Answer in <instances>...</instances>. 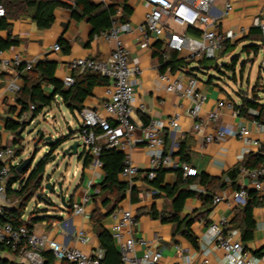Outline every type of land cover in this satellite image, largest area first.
<instances>
[{
    "label": "crops",
    "instance_id": "obj_1",
    "mask_svg": "<svg viewBox=\"0 0 264 264\" xmlns=\"http://www.w3.org/2000/svg\"><path fill=\"white\" fill-rule=\"evenodd\" d=\"M75 2L76 0H59L57 2L58 6L53 12V23L48 29H39L30 17L9 20L8 24L10 26L8 30H0V50L8 58L18 55L24 62L33 63V67L43 62L55 64L54 78L60 83L67 76L72 75L74 77L79 75L69 69L72 61L84 58L107 59L114 48L113 42L104 41L97 38L98 34H93L89 18L87 16L78 18L82 13L76 7ZM88 2L92 6L103 5L104 7H110L119 3L120 0H88ZM126 3L132 10L128 23L132 30L130 33L123 34L121 39L129 53L130 66L141 70V74L133 75L130 80L134 91V111L131 115V120L137 128L136 137H141V129L149 122H162L164 129L163 150L167 154H171L174 164L177 167L181 164L177 153L179 144L184 142L188 151L189 164L196 168L199 174H204L216 180L213 184L214 187L213 185L211 186V202L204 204V201L199 198V195L204 196L206 194V190L199 184V180L196 179L188 185L179 186V191L188 190L195 194L185 199L179 214V222L164 223L159 218H153L150 215L151 212L157 214L172 212L173 199L168 198L165 189L172 188L176 184L177 173L175 169L161 170L163 175L158 184L148 180L146 177L149 167L148 151L143 144H139L130 153L131 159L138 168L139 173L130 182L122 179L120 174L118 175V180L127 185V190L123 201L117 205L113 213L110 214L114 208L113 199L110 198L108 193H101L98 189V186L105 179L103 169L93 167L90 164L84 167L85 157L80 154L78 157V160L81 161L80 167H75L72 174L73 178H79L72 190L67 191L68 188L60 179H51L56 182L55 191H57V184H61L65 202H67L69 208L66 209L61 205L56 194L54 197L57 202L46 199L38 201L39 199L34 196L27 204L23 216H28L27 221L33 218L38 219L33 224L32 231L39 236H44L66 247H76L89 256L97 255L100 252L104 256V251L101 249L98 238V228L92 220L93 214L97 211V214H101L104 217L100 220L99 227L110 235L115 250L119 254L118 245L112 238V227L116 222V212L127 210L135 220V226L131 230V237L135 241L142 240L148 243L147 246L136 244L133 254L136 257H141L147 251H160L161 259L158 264H203L204 258L200 255L203 250L209 251L207 256L208 264H218L223 254L220 250L215 249L213 245L206 243L207 233L208 226L211 223L224 219L226 225L223 234L236 232L233 239L241 242L242 247L255 264H260L258 258L264 250V194L257 193L261 199V205L252 211L255 230L251 240L247 243H243L241 240V230L239 228L241 216L238 214L245 203L241 204L228 199V201L213 204V199L219 196L230 197L234 191L241 187L247 189L248 193L251 191L255 192L248 179L241 176L240 173L234 182L229 181L227 174L240 167L248 156H264V125L258 122L259 125H255L253 120L239 114L238 116L234 115L233 112L236 111L235 105L240 103V98L235 95L237 93L232 90L231 92L234 94L232 96L227 90V86L220 83L222 80L215 79L214 82L211 80H199L196 76L197 73L200 74V72L205 71L192 70L191 67H194L197 63L192 64L188 69L185 67L177 68L172 71L170 76L171 80L177 83L176 87L179 90L186 87L189 78L196 79L197 89L203 95L204 100L198 116H190L188 111L192 107L191 101L177 92H166L165 85L159 81V75L166 70L161 71L158 59L153 57L154 47H160L157 39L150 37L148 38L147 47L142 48L140 46L143 40L136 28L144 23L146 15L151 9L150 5L144 0H126ZM226 4L230 5V10L227 13L225 12ZM214 9L220 15L217 31L222 34L232 31L236 34V38L229 42L232 45L238 44L234 52L238 48L239 50L242 49L245 45L260 43L261 40L255 36H252L248 41L244 40L249 32L255 28L253 26L255 18L264 22V0H216ZM116 14L121 17L122 10L119 8ZM242 29L243 34H240ZM55 45H59V52L52 50ZM172 52L166 50L163 56L165 55L167 58L163 59L162 56V60L167 61L169 58L168 54ZM220 55L216 60L225 58L224 56L229 54L223 57H220ZM177 57L183 60V64H189V62L185 61V55L177 53ZM8 84H13L16 87L17 91L15 94L6 90ZM106 86L107 84L95 87L92 90L91 95L83 103L85 112L95 111L104 115L102 105ZM24 88L25 82L21 77L20 71L12 69L2 70L0 68V149L13 147L15 150L16 148L14 142L16 135L6 130L5 127L7 120L16 123V120L24 115L25 120L28 118L27 122L32 119V114H29V110L24 112L23 107L17 103L18 95ZM41 91L43 96L48 98L54 94V87L43 83ZM139 104L145 106L144 114L137 111L136 108ZM227 104H230L232 108L227 107ZM52 106H55L59 111L62 108L68 111L62 105L61 98L58 96H55L54 102L51 103L50 107L46 108H52ZM70 114L77 118L76 121L79 127L78 119L80 113L74 111ZM175 114L179 115L178 128L170 132L168 120ZM209 114H216L218 116L217 122H212L208 118ZM54 118V116L51 117L52 120ZM32 120L34 121V119ZM196 124H200L199 131L195 130ZM240 125L245 126L249 130V138L251 141L257 142V145H245L241 139L231 134H226L216 140L215 143H207L205 141L207 136L215 134L217 127L230 129ZM69 143H66L62 148H65ZM118 153L122 154L121 152ZM62 158L64 159L66 156L62 155ZM55 160H58V157ZM14 163L19 164V162ZM65 175L69 176V172L66 171ZM7 190L8 182L5 191L8 202L0 205L1 212L6 208L16 209L21 204L19 197L15 194L8 195ZM10 190H12L11 186ZM85 196H88V201L83 204ZM108 198L110 204L104 207L103 201ZM73 204L82 205L84 213L75 215L72 212ZM33 206H37L34 212L28 213V210ZM185 218L193 219L188 230L196 242L195 246L183 235L187 230L183 224ZM95 219L97 220V218ZM79 231L84 232L86 235V244H80L75 241V236ZM5 248L7 249L0 250V261L2 263L29 264L17 251L8 249V247ZM54 264H58V262L54 260Z\"/></svg>",
    "mask_w": 264,
    "mask_h": 264
},
{
    "label": "built area",
    "instance_id": "obj_2",
    "mask_svg": "<svg viewBox=\"0 0 264 264\" xmlns=\"http://www.w3.org/2000/svg\"><path fill=\"white\" fill-rule=\"evenodd\" d=\"M58 2L59 0H49ZM151 7L146 15L144 23L139 25L136 30L141 35L143 42L142 48L148 46V38L157 39L160 44V52L166 50L181 54L185 52V61L197 63L203 59L215 60L224 50V44L231 42L236 38V34L227 31L224 34L217 31L219 13L214 9L216 0H144ZM230 10V5H225V12ZM4 16V10L0 7V17ZM120 15L116 14L112 18L111 26L108 30L97 35L104 41H111L114 48L109 57L105 60L95 59H76L71 62L69 69L71 72L82 74H97L107 80V86L104 89V102L102 110L104 115L95 111H87L79 114V127L75 132L74 139L79 142L81 155L90 156V165L96 168H102L99 160L103 150H115L123 154V163L120 176L127 182L132 181L139 173L134 165L130 153L139 145L143 144L148 151L149 167L146 173L148 180H153L160 170L180 169L183 179L195 178L197 171L195 168L181 163L180 166L174 164L171 154L163 150V124L160 121H151L141 129V137H136L137 128L131 120L134 111V91L131 84V77L135 74H141V70L130 66L129 53L125 49L121 36L131 32L128 23H120ZM253 26L258 28L261 33L259 43L264 50V22L258 18L253 20ZM174 29V30H173ZM179 30V31H178ZM240 34H243V29ZM54 52H59V45L53 46ZM167 57L164 55L163 59ZM33 63L24 62L18 55L8 58L0 50V68L2 70L12 69L19 71L31 70ZM171 70L159 75V81L165 85V91L168 93L177 92L188 98L192 107L188 114L197 117L201 104L204 100L203 95L197 89L195 78H189L185 88H177V83L172 81ZM65 88L74 84V77L67 76L62 80ZM6 90L15 94L17 89L13 84H8ZM232 108L230 104L226 105ZM34 106L29 109V114L34 111ZM137 111L145 113V106L139 104ZM256 115V112L250 111ZM238 116V112L234 111ZM30 118V117H29ZM208 118L212 122H217L216 114H209ZM28 119V118H27ZM25 115L16 120L18 123H24ZM179 115L175 114L168 120V129L170 132L178 128ZM33 120L30 119L29 123ZM255 125H259L253 121ZM200 124L195 125V130L199 131ZM226 134L234 135L241 139L245 145H257V142L251 141L250 132L245 126L236 128L217 127L214 135L205 138L207 143H215L216 140L224 137ZM15 150L13 147H4L0 149V205L7 203L8 198L5 195L8 178L11 169L19 164L14 163ZM17 173V171H15ZM241 176L246 177L257 193L264 194V164L257 169L240 168ZM56 189V182L49 181ZM12 190L18 189V184L11 185ZM231 199L237 203L244 204L248 199L247 189L244 187L234 191L230 197L219 196L213 199V204L225 202ZM88 201V196L83 199V204ZM37 206H33L28 213H33ZM1 212V208H0ZM72 212L75 215L84 213L82 205L73 204ZM28 216L24 215L21 221H27ZM226 221L213 222L208 226L207 244L213 245L215 249L222 252L223 257L218 264H255L248 256L242 244L234 240L236 232L223 234ZM135 226V220L127 210L116 212V222L112 227V238L117 243L120 255V264H158L161 259V252H145L141 257H136L134 253L135 245L147 246L148 243L139 240L135 241L131 237V230ZM75 241L80 244L87 243V237L84 232L79 231L75 236ZM0 245L17 251L29 264H44L42 252H51L58 264H102L103 254L89 256L76 247H66L60 243L49 240L44 236L35 234L28 230L24 225L14 228L10 224H0ZM203 264H208V250H203ZM258 262L264 264V250L261 252Z\"/></svg>",
    "mask_w": 264,
    "mask_h": 264
},
{
    "label": "trees",
    "instance_id": "obj_3",
    "mask_svg": "<svg viewBox=\"0 0 264 264\" xmlns=\"http://www.w3.org/2000/svg\"><path fill=\"white\" fill-rule=\"evenodd\" d=\"M76 7L81 10L82 15L78 18L87 16L93 29V34H100L108 30L111 26L112 18L116 15V12L120 8L122 10L121 17L119 18L120 23H129V17L132 14L131 8L127 5L126 0H120L119 3L114 4L110 7H104L103 5L92 6L88 0H76ZM58 6L57 2L49 0H0V7L4 10V16L0 17V30H8L9 20H15L20 17H30L37 25L39 29H48L53 23L54 9ZM75 14V12H74ZM252 36L258 37L261 40V33L258 28L252 29L246 36L244 41H248ZM238 44L232 45L229 42L224 44V50L221 53V57L226 54H230L234 51ZM261 47L259 44H248L242 47L241 53H254L257 55ZM164 52L159 51V47L155 46L153 50V57L157 58L160 63V70L165 71L169 68L174 71L177 68L188 69L194 62L189 64H183V60L177 57L176 52L168 54V60L163 61L162 56ZM205 59L197 62L192 70L207 71L209 68L205 66ZM237 60L233 57L229 65L223 66L227 71L234 72ZM214 69L218 72L219 68L215 64ZM21 77L25 82V88L22 90L17 98V103L23 107L24 112L29 110L31 106H34L32 111V119H35L41 111L50 107L51 103L54 102V97L58 96L61 98L62 105L70 112L74 111L78 113L85 112L83 103L87 97L92 93V90L98 86H104L107 84L105 78L97 74H82L74 76V84L65 88L62 83L57 82L54 78L55 64L50 62H43L32 67L31 70L23 71L20 68ZM190 71V70H189ZM209 81L211 78L208 79ZM47 83L54 87V94L51 97H44L41 91V85ZM240 98L239 105H235V110L240 116L256 121L259 124L264 125V103L259 97L258 93L252 95L253 98H248L242 94L237 93ZM256 112V115H252L249 112ZM6 130L10 131L14 135L18 136L22 133L25 128L24 123H15L10 120L6 121ZM67 137H61L53 141L49 147V150L44 154L41 159L32 167H29L25 172L21 174H15L18 166L23 162L20 161L17 167L11 169L12 178L8 181V195L15 194L21 200V204L16 209H3L0 214V224H10L14 228H18L24 225L28 230H32L33 224L38 219L33 218L30 221H21L24 214V210L29 201L38 193L41 187L42 181L40 180L45 172L46 166L52 161L53 153L61 147L66 141ZM187 147L185 143L179 144L177 157L179 162L185 163L190 167L189 156L187 153ZM166 153V152H165ZM90 156L85 157L83 166L87 167L90 164ZM99 160L102 163V169L105 174L104 181L98 186L101 193H108L110 198L113 199L114 208L110 214L113 213L117 205L123 201L127 185L123 184L118 180V175L122 170L123 155L115 150H103L100 154ZM264 164V156H248L242 164L241 168L249 170L257 169ZM236 168L228 172L227 177L230 182H234L239 174V168ZM194 168V167H193ZM196 169V168H195ZM197 171V170H196ZM177 173L176 184L172 188H166V194L168 198L173 199L172 212L171 213H155L151 212L150 215L153 218H159L164 223L179 222V214L182 210L185 199L195 195L193 192L188 190L179 191L180 185H188L196 179L199 180V184L206 190V194L199 195V198L204 201V204L210 203L211 198V186L216 180L207 177L204 174H199L195 178L183 179L182 171L175 169ZM163 171H158L156 177L152 180V183L158 184L161 181ZM12 184H18L17 190H10ZM214 187V185H213ZM179 191V192H178ZM110 204L109 198L103 201L104 207ZM261 205V199L258 197L257 192H249L248 199L245 202L243 208L240 210V222L239 228L241 230V240L243 243H247L251 240L253 232L255 230V223L252 218V211L254 208ZM96 215V216H95ZM97 218V220L95 219ZM104 217L101 214L94 212L92 220L98 228V238L101 245V249L104 251L102 264H120V256L116 252L113 241L110 235L99 227V222ZM192 218H185L183 224L187 228L186 232L183 233L185 238L194 246L196 242L189 232V227L192 224ZM7 249L0 245V250ZM9 249V248H8ZM44 264H54V258L49 251H44L41 254ZM0 264H4L0 261Z\"/></svg>",
    "mask_w": 264,
    "mask_h": 264
},
{
    "label": "rangeland",
    "instance_id": "obj_4",
    "mask_svg": "<svg viewBox=\"0 0 264 264\" xmlns=\"http://www.w3.org/2000/svg\"><path fill=\"white\" fill-rule=\"evenodd\" d=\"M181 55H186V53L182 52ZM224 57L219 58V60L205 61V66L209 69L205 72H200V74L197 73L198 79L206 81L211 78L213 82L215 79L222 80L220 83L227 86L226 88H228L227 90L232 96H234L231 92L232 90L248 98H253L252 95L258 93L264 103V50L261 49L257 55L251 52L241 54V49L239 50L238 48L235 52L233 51ZM233 57L237 60L235 70L234 72L227 71L223 66L229 65ZM215 64L219 68L218 72L214 69ZM52 116L55 117L54 120L51 119ZM76 119L63 108L59 111L55 106H52V108L43 109L32 123L24 122V131L20 132L14 139L16 144L14 162L32 159L31 166L33 167L49 150L45 138L50 137L52 141H55L59 137L65 136L67 127H70L73 132L77 131L78 122ZM63 149L59 147L53 153L52 161L46 166L44 176L51 177L52 180H55V178L56 180L60 179L68 188L67 191H70L78 182L79 177L73 178L72 174L75 167H80L81 161L78 160V156L63 159ZM78 153V155L81 154V148L78 149ZM57 157L58 160H55ZM66 171L69 172V176L65 175ZM15 174L17 173L15 172ZM11 178L12 172L8 180ZM38 194L46 200L56 201L55 194L46 196L48 193H43L41 189ZM41 200L39 199L38 201Z\"/></svg>",
    "mask_w": 264,
    "mask_h": 264
},
{
    "label": "water",
    "instance_id": "obj_5",
    "mask_svg": "<svg viewBox=\"0 0 264 264\" xmlns=\"http://www.w3.org/2000/svg\"><path fill=\"white\" fill-rule=\"evenodd\" d=\"M74 135L75 133L72 132L71 128H67L66 130V134L65 136H61V137H67L68 140L62 145L64 146L66 143L70 142L63 150V156L65 155L66 157H76V156H80L78 155V148H79V142L77 140L74 139ZM60 137V138H61ZM45 141L48 143L47 146H50L52 144V139L50 137L45 138ZM61 146V147H62ZM31 162L32 159H27L25 161H23L17 168V173L21 174L22 172H25L29 167H31ZM42 181L41 183V191L43 193H48L46 195H52V194H56L59 198V201L61 203V205L68 209L69 205L67 204V202H65V195L62 192L61 189V184H57V191L54 190L52 184L49 182L51 180V177H45L43 175V177L40 179ZM35 198L37 199H42L45 200L40 194H36Z\"/></svg>",
    "mask_w": 264,
    "mask_h": 264
}]
</instances>
